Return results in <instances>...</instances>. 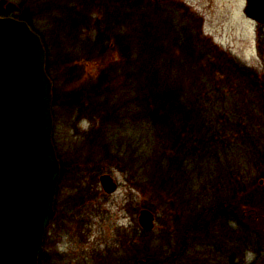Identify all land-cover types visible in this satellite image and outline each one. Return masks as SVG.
Segmentation results:
<instances>
[{
	"label": "rangeland",
	"instance_id": "374dc122",
	"mask_svg": "<svg viewBox=\"0 0 264 264\" xmlns=\"http://www.w3.org/2000/svg\"><path fill=\"white\" fill-rule=\"evenodd\" d=\"M6 1L14 2L17 9L14 11L6 9V2L0 5V12L2 8L4 9L0 15H16L20 18L21 12L29 10V18L33 25L30 26L34 31L39 30L47 35L44 31L46 15L43 14L38 0ZM175 1L183 4L181 8L175 7L184 24L178 25L179 31L188 29L192 35L200 33V36L217 45L218 49L229 52L233 58L255 69L259 76L264 75V26H259L245 15L243 11L245 0ZM48 40L50 41V38ZM197 50H200L197 52L199 55L206 56L207 51H210L208 54L219 55V51H214L209 44ZM113 57H107L106 64L113 62L115 60ZM209 64L202 61L200 70H211ZM101 65L97 67L93 62L86 61L78 67V72L82 75L79 80L73 81L75 77H70L73 76V72L58 79L62 104L56 124L54 120L53 140L61 161V179L57 191L58 198L56 195L57 202L55 201L56 210L47 227L41 251L42 264H135L137 259L144 258L146 249L161 257L163 254L172 253L178 244L183 246L179 248L181 254L179 262L228 264L219 254L224 251L234 252L237 243H247L245 245L247 248L239 251L235 259L238 264H264V239L260 235L257 239L254 238L257 230L263 233L260 222L255 223L256 218L253 220L251 217V220L248 216L238 219L232 212L245 208L248 206L247 202L252 204L259 201L261 206L255 210L260 214L264 213V177L262 170L259 169L260 162L257 163L264 152L261 143L253 149L242 148L239 146L240 136L227 129L226 142L214 143L215 148L208 153L205 152L207 155H204L203 150H198L196 153L198 162L194 165L192 158V165L188 166L184 165V160H181L183 163L163 160L164 151L166 155L177 156L172 155L169 147L167 150L158 149L157 153L160 152L161 155L156 153L157 157H161V160H158L160 164L158 174L151 176L156 169L152 165L145 168V165L149 164L146 157L150 156L151 152L146 155L149 149L146 148L148 138H144V125L139 117L108 123L106 118L100 116L108 111L117 97H121L123 85L119 83V79L110 84L114 86L112 90L118 94L117 97L106 101L102 96L98 99L104 100L101 104L94 101L89 103L85 99L83 107H92L87 113L65 103L67 100L65 94L74 95L76 91L94 89L97 82L96 74L104 67V64ZM184 81L182 84L190 89L195 85L202 86V82ZM247 83L246 81L228 83L218 77L211 82H205L208 86L207 97L211 93L213 97L211 99H216L214 94L221 95L216 102L210 101V107L206 110L207 115L203 116L207 118V127L212 128V132L217 121L231 113L229 109L240 107L246 113L242 115L241 122L250 125L249 133L254 138L259 135L262 137L264 132V112L260 110L262 99L257 100L255 94H249L250 91L248 93L243 91L247 96L242 97L238 95L242 88L232 87ZM105 86H99L101 94L107 93ZM258 90L259 93L264 92L261 88ZM195 91L193 87L191 92ZM94 93L90 95L93 96ZM225 93L229 94L227 99L224 97ZM191 97L193 98V95ZM246 106L252 108L246 109ZM91 112L94 115H91ZM219 129L223 130L221 127ZM224 144L228 145L224 147ZM259 149L263 152H259ZM179 167V172L170 170ZM228 169H233L234 174H229ZM103 173L111 174L118 182V189L115 192L109 194L103 189L99 180ZM170 176L176 181L171 191L166 189L167 184L163 183L164 180H169ZM237 179H241L242 183L248 182L249 186H245V189H249V193L243 197L233 196L238 187ZM241 185L243 188V184ZM228 196L231 206L229 211H224L221 215H215L214 212L207 217L199 216V222L196 218L197 224L193 226L194 229H188L186 242H177L183 224L190 222V218L192 222L195 213L214 204L219 197ZM142 208L150 209L155 215V227L152 231H145L139 223ZM255 243L262 244V255L255 250L250 251ZM210 257L211 261L208 259ZM101 258L105 259L104 262Z\"/></svg>",
	"mask_w": 264,
	"mask_h": 264
},
{
	"label": "trees",
	"instance_id": "16d2710c",
	"mask_svg": "<svg viewBox=\"0 0 264 264\" xmlns=\"http://www.w3.org/2000/svg\"><path fill=\"white\" fill-rule=\"evenodd\" d=\"M38 2L43 14L46 15L45 21L47 22L44 31L48 37L39 30L37 32L42 37L46 47V69L54 82L53 116L55 124L62 104L60 103L62 102V94L58 79L73 72V76L70 77H75L73 81L79 80L82 75L78 72V67L85 64L86 61H91L97 67L104 64L101 71L96 74L97 82L94 89H86L83 92L76 91L74 95L65 94L67 96L65 103L74 105L78 108L77 110L87 113L92 107H83L85 106V99L89 103L94 101L101 104L104 100L109 101L112 97H117L118 94L112 90L114 86L112 87L110 84L119 79V83L121 82L123 85L121 97H117L115 102L109 106L108 111L100 116L106 118L108 123H118L139 117L144 125V138H148L146 148L149 149L146 151V155L151 152L150 156L146 157L149 164L145 165V168L152 165L156 169L151 173V176L158 174V166L160 165L158 160H161V157L156 155L158 149L167 150L169 147L172 155L177 154V156H170V154L166 155L164 153L166 151H164L162 152V157H165L163 160L184 162V165L188 166L193 158V163L196 165L198 162L196 153L203 150L204 155H207L205 152L208 153L209 150L215 148L213 147L215 146L214 143L226 142L227 129H231L233 133L240 136V147L253 149L254 146L258 147L261 143L262 150H264V132L262 137L259 135L257 138L249 133L250 125L241 122L245 112L240 107L229 109L231 113L222 116L217 121V129L214 128L213 132L211 131L212 128L207 127V118L203 116L207 115L206 110L210 107V101L216 102L218 96L221 95L219 93L214 94L216 99H211V93L207 97L208 86L205 82H211L217 77L228 83L234 81L248 82L247 84H238V87H232L233 89L242 88L238 91V95L242 97L247 96L250 91L249 94H255L257 100L262 99L260 110L264 112V92L259 93L258 90L260 88L264 90V82H259L264 80V75L259 76L255 69L247 67L233 58L229 52L221 48L218 49L217 45L200 36V33L192 35L188 29L179 31L178 25L183 24V21L180 20L181 16L175 8L183 7L179 1L38 0ZM28 11L21 12L20 19L26 20L32 25ZM1 12H4L3 8ZM208 44L214 51H219V55L208 54L210 51L205 52L207 53L206 56L197 54L200 51L197 49ZM109 56H114L115 60L106 64V58ZM212 56L219 57L214 59ZM202 61H205V64L206 62L210 63L212 69L209 71L200 70L199 66ZM184 80L193 83L202 82V86H193L196 93L191 92L193 87L190 89L182 84L185 83ZM100 85H107L105 86L107 93H100ZM220 87L217 86V88ZM90 93H94V95L91 96ZM102 96L104 100L99 101L98 99ZM228 96L229 94L225 93L226 99ZM247 108H252V106H246ZM90 114L94 115L92 112ZM247 114L249 113L247 112ZM235 118H237L236 121H232ZM220 127L224 131L219 129ZM228 144L231 145V143ZM227 145L224 144V147ZM262 150L259 149V152H263ZM157 154L160 155V152ZM257 163L260 165L259 169L262 170L264 177V152ZM170 170L179 172L180 167L178 169L170 168ZM227 172L234 174L233 169H228ZM164 182L169 191L176 184L175 178L173 179L171 176L169 180L166 179ZM241 184H243V188ZM237 186L233 194L234 197H243L249 193V189H245V186H249L248 182L242 183L241 179H237ZM238 201L240 202V200ZM246 204L248 206L245 208L233 210V214L238 219L247 216L252 217L253 220L256 218L255 223L260 222L263 233L257 230L258 233L255 232L254 238L257 239V236L260 235L264 239V213L260 214L255 210V208H260L261 203L256 201L252 204L248 202ZM230 209L229 196L219 197L214 204L195 213L192 216V222V218H190V222L187 221L183 224L177 242L185 241L188 229H194L193 226L197 224L196 218L199 222V216L207 217L214 212H216L215 215H221ZM246 244L237 243V251L232 253L224 251L219 255L224 257L228 264H238L235 259L239 251L242 252L244 248H247ZM222 246L224 249V243ZM252 247L250 251L255 250L259 255H262L263 246L261 243H255L254 248ZM179 248L181 249L183 246L178 244L172 253L163 254L161 257L146 249L144 258L137 260H147L141 264H184L179 262L181 261ZM208 259L212 260L211 257ZM104 260L101 258L102 262ZM42 263L43 253L39 259V264Z\"/></svg>",
	"mask_w": 264,
	"mask_h": 264
},
{
	"label": "water",
	"instance_id": "95a60500",
	"mask_svg": "<svg viewBox=\"0 0 264 264\" xmlns=\"http://www.w3.org/2000/svg\"><path fill=\"white\" fill-rule=\"evenodd\" d=\"M6 0H0V5ZM6 9L17 5L7 2ZM247 15L264 23V0H248ZM47 50L39 33L16 15H0V264H39L55 212L61 161L53 140V87ZM105 192L118 189L109 173L99 176ZM141 227H155L148 208ZM147 260H137L141 264Z\"/></svg>",
	"mask_w": 264,
	"mask_h": 264
},
{
	"label": "flooded vegetation",
	"instance_id": "af4514ba",
	"mask_svg": "<svg viewBox=\"0 0 264 264\" xmlns=\"http://www.w3.org/2000/svg\"><path fill=\"white\" fill-rule=\"evenodd\" d=\"M245 1H246V2H245V6H244V8H243V11H244L245 15H246L248 18H250L251 20H253L254 22H256L257 24H259V26H264V23L259 22V21H257L255 18H253L252 16H249V15L246 14L245 9H246V7H247V1H248V0H245Z\"/></svg>",
	"mask_w": 264,
	"mask_h": 264
}]
</instances>
